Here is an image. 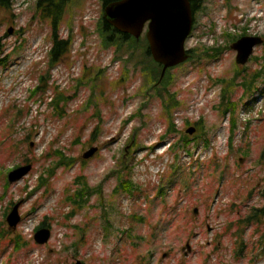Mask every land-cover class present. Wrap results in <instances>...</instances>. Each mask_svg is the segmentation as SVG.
<instances>
[{
	"label": "rangeland",
	"instance_id": "obj_1",
	"mask_svg": "<svg viewBox=\"0 0 264 264\" xmlns=\"http://www.w3.org/2000/svg\"><path fill=\"white\" fill-rule=\"evenodd\" d=\"M78 1L60 25L70 51L54 64L37 0L0 7V264H264V42L241 66L229 39H264V0L205 1L186 46L192 59L170 71L172 115L144 49L106 45L101 1ZM219 45L220 57L206 56ZM59 153L74 163L57 166ZM80 177L92 190L76 208ZM256 210L260 219L236 226ZM43 223L51 239L40 245Z\"/></svg>",
	"mask_w": 264,
	"mask_h": 264
},
{
	"label": "water",
	"instance_id": "obj_2",
	"mask_svg": "<svg viewBox=\"0 0 264 264\" xmlns=\"http://www.w3.org/2000/svg\"><path fill=\"white\" fill-rule=\"evenodd\" d=\"M107 22L119 32L140 38L148 24L147 39L150 51L155 61L164 66L162 77L167 69L177 66L189 58L186 41L189 38L194 16L190 0H121L108 5L105 9ZM13 31L11 30L10 33ZM263 40L256 37H245L233 45L238 52V64L245 65L252 56L256 46ZM196 128L188 131L193 135ZM98 148H93L85 155L89 159L96 154ZM32 166L21 167L9 175L11 183L27 176ZM195 212H198L196 209ZM21 222L19 205H16L8 217L10 227L17 228ZM35 239L44 245L51 239L50 230L39 231ZM191 251L190 244L187 245ZM167 255H164L166 257ZM75 264H83L77 261Z\"/></svg>",
	"mask_w": 264,
	"mask_h": 264
},
{
	"label": "trees",
	"instance_id": "obj_3",
	"mask_svg": "<svg viewBox=\"0 0 264 264\" xmlns=\"http://www.w3.org/2000/svg\"><path fill=\"white\" fill-rule=\"evenodd\" d=\"M121 0H102V3L104 6H107L108 4L115 3ZM196 0H191L192 7L194 12L197 10L195 5ZM78 0H37L36 2V8H37V14L41 21H46L50 24L53 34H52V48L49 52V60L52 62V64L57 63L61 60V58L68 53L70 50V47L72 45V37L69 40H62L60 37V25L64 20L65 14L67 12V9L71 8L73 5L74 7L78 6ZM14 0H0V7L5 10H11L13 6ZM198 7V6H197ZM99 32L103 38V42L106 45H114L115 43L119 44L120 47L128 46V48L133 49L135 48H143L144 53L146 57L150 58L152 63L154 64L153 68V89H158L160 86H162L163 91L159 94L160 98L163 100L164 108L167 113L171 114L173 113V110L178 107V101L176 99V95L172 94L169 91V85L172 82V78L170 76V71L172 69H169L166 73V76L161 79V72L163 66L159 65L155 60L153 59L150 49H149V43L145 37H142L140 40L136 39L135 37L124 35L119 33L116 29L111 27L107 22H105L104 16L102 15V19L99 23ZM239 38L237 37H230V41H236ZM130 45V46H129ZM227 49L226 47L221 48L219 46H215L213 48H208V50H205L206 56L210 58H218L220 57L223 52ZM5 46L0 40V57L4 53ZM133 52V51H129ZM204 54V55H205ZM6 59L0 58V65H6ZM147 70H149V67H146ZM241 73L238 72L237 75L239 76ZM261 75L260 72H258L256 75H254L251 79V81H245L244 86L246 87L248 94L252 92L256 86L258 76ZM43 82V81H41ZM42 87H39L35 89L34 94H36L38 91H40ZM57 99V98H56ZM227 99V110H230V107L236 108V104L231 102L228 97ZM56 101V100H55ZM60 105L56 107V109L59 110ZM173 119V118H172ZM171 125V124H170ZM176 127H172L169 130V133L175 132ZM60 155V162L57 166H68L69 164H73L74 161L71 160L69 157H65L61 153ZM53 171H50L52 174ZM42 180L44 178L42 177ZM45 181V180H44ZM79 184H82V188L78 189L71 197L70 200L74 202L76 208H81L85 205L87 202V196L89 197L91 195V192L89 190H92L90 185L85 181L84 177H80ZM122 187L124 185L121 184ZM127 189H130V185L127 186ZM74 213V212H73ZM257 219V214L254 216H250L248 219V222ZM241 224H245L246 222L240 221ZM46 223H44L41 227H46Z\"/></svg>",
	"mask_w": 264,
	"mask_h": 264
},
{
	"label": "flooded vegetation",
	"instance_id": "obj_4",
	"mask_svg": "<svg viewBox=\"0 0 264 264\" xmlns=\"http://www.w3.org/2000/svg\"><path fill=\"white\" fill-rule=\"evenodd\" d=\"M195 5H196V8H197V6H198V8L201 6V0H196L195 1ZM197 15H198V13H197ZM197 15H196V18H197ZM197 20V19H196ZM196 25H197V23L195 24V27H196Z\"/></svg>",
	"mask_w": 264,
	"mask_h": 264
}]
</instances>
